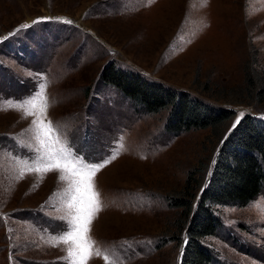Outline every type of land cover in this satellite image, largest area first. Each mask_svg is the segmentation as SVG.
Listing matches in <instances>:
<instances>
[{
	"label": "rangeland",
	"instance_id": "374dc122",
	"mask_svg": "<svg viewBox=\"0 0 264 264\" xmlns=\"http://www.w3.org/2000/svg\"><path fill=\"white\" fill-rule=\"evenodd\" d=\"M110 70L233 117L220 134L171 131L170 106L147 112ZM248 77L264 85V0H0V264H69L74 245L59 236L93 192L85 264H179L187 206L222 134L244 115L264 119ZM49 156L76 169L37 172ZM93 165L94 190L78 193L76 171ZM214 215L209 264H264V186Z\"/></svg>",
	"mask_w": 264,
	"mask_h": 264
},
{
	"label": "trees",
	"instance_id": "16d2710c",
	"mask_svg": "<svg viewBox=\"0 0 264 264\" xmlns=\"http://www.w3.org/2000/svg\"><path fill=\"white\" fill-rule=\"evenodd\" d=\"M106 81L120 89L126 98L150 113H156L170 106L171 131L207 129L211 134H220L233 112L225 108H214L202 101L190 98L184 93L175 94L170 90L150 85L137 77H127L123 73L108 71ZM247 95H257L261 104L264 85L248 77L244 79ZM258 105V104H257ZM247 114L239 123L226 130L221 136V144L215 156L206 184L197 199L188 207L189 221L184 224L182 254L179 264H209L211 253L204 248L202 240L214 233L218 219L214 215L225 206L244 207L257 197L264 186V119ZM228 132V134H227ZM186 184V182H185ZM172 200L175 208H183L186 195ZM181 200V201H180ZM192 201V202H193Z\"/></svg>",
	"mask_w": 264,
	"mask_h": 264
},
{
	"label": "snow or ice",
	"instance_id": "6c2138e0",
	"mask_svg": "<svg viewBox=\"0 0 264 264\" xmlns=\"http://www.w3.org/2000/svg\"><path fill=\"white\" fill-rule=\"evenodd\" d=\"M28 25L25 24L22 26V28H27ZM21 29H17L16 31H20ZM45 85L41 84L39 86L40 89H43ZM40 92L34 94L35 96H39ZM27 103L33 104L35 103L34 98H29L26 100ZM47 105L45 104V108ZM51 122H49L50 124ZM237 124L239 121L236 122ZM48 131H45V136L48 135ZM41 160L44 159L43 156L40 157ZM82 159V158H81ZM53 169H61V170H74L76 169L75 164H61L60 159L49 156L47 158V162L43 164L42 167L37 166L35 169L37 172L47 173L49 170ZM98 169V165H93L90 167V169L87 172H84L82 170H77L75 174L81 175L82 179L81 181L75 182L76 183V191L79 193L81 191V184H84L86 188L90 191L94 190V184L92 183L93 178L96 174V171ZM67 177L64 175H61L59 177L60 180H65ZM76 197H73V200H76ZM69 207H75V204H69ZM100 210V200H99V193L93 192V197L90 198V203L88 207L85 209L83 207L77 208L76 215H73L71 217V220L69 222L70 228L69 231L65 234H62L59 236V240L63 242L65 245H68L71 241L74 245L75 249H78L79 251H75L73 247H69L67 251V255L69 258V264H85L86 260L90 258L91 256V247L92 244H94V241H90V237L87 236V233L91 230V222L92 219H94V214ZM105 261L108 260V256L105 255L104 257Z\"/></svg>",
	"mask_w": 264,
	"mask_h": 264
}]
</instances>
